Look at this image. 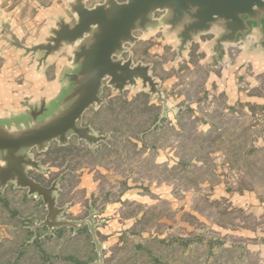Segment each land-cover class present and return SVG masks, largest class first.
Returning a JSON list of instances; mask_svg holds the SVG:
<instances>
[{
    "label": "rangeland",
    "instance_id": "obj_1",
    "mask_svg": "<svg viewBox=\"0 0 264 264\" xmlns=\"http://www.w3.org/2000/svg\"><path fill=\"white\" fill-rule=\"evenodd\" d=\"M169 53L171 58L168 60L178 63L176 48ZM160 58L156 63L158 71H162V61L166 57ZM189 89L194 93L195 87ZM103 97L107 106L102 110H88L84 121L92 124L97 134H109L110 147L93 152L83 141L75 144V137L63 147L55 141L46 153L34 152L42 162L43 170H33L32 175L46 185L63 175L65 186L62 191L67 192L60 205H70L79 197L74 185L82 170L95 164L107 166L113 172V179L116 176L122 181V188L128 183H138L143 194L150 198L139 205L128 204L125 214L130 217L142 206L148 207L147 214L132 227H129L130 222L123 226L118 222L113 226L112 229L117 226L116 232L126 229L129 235L123 236H126L124 241L123 238L115 242L106 240L101 260L98 252L97 256L93 252L94 244L82 236L69 242L65 238L53 244L46 243L44 247L50 253L65 250L82 261H87L90 255L94 259L88 260V264H264V214L257 209L260 204L238 205L226 194L215 199L209 189L212 183L221 180L232 190L246 188L255 191L257 196L264 195V122L259 120L261 118L254 121L219 116V128L203 131L195 123L182 119L186 129L180 131L164 128L162 120L167 116H162L161 104L157 105L155 100L154 104H148L155 99L153 97L122 96L109 87H105ZM140 136L147 140L149 147L136 148L132 139ZM160 140L156 147L159 151L150 147ZM168 148L184 162L169 164L154 160L156 153L160 155ZM212 154H220L225 166L218 175L214 171ZM199 163H203L202 166ZM101 178L106 191L110 181L105 176ZM18 193L11 191V196L10 193L4 196L22 206ZM152 203L155 205L151 206ZM100 208L101 205L96 209L99 211ZM86 212L87 209L80 217L83 218ZM36 215L33 219H38L36 223H39L44 214ZM17 222L18 218L0 211V264L42 263L41 257L32 252L21 262L15 261V249L26 238L23 228H14ZM43 230L45 228H38L35 232ZM140 244L147 247H140ZM73 262L62 260L59 264H75Z\"/></svg>",
    "mask_w": 264,
    "mask_h": 264
},
{
    "label": "water",
    "instance_id": "obj_2",
    "mask_svg": "<svg viewBox=\"0 0 264 264\" xmlns=\"http://www.w3.org/2000/svg\"><path fill=\"white\" fill-rule=\"evenodd\" d=\"M3 23L10 34L8 47L34 58L35 73L65 50L71 59L62 73L68 86L55 99L28 104L24 113L0 119V191L13 185L41 199L46 215L33 231L46 227L50 234L65 227L77 232L87 226L100 260L95 211L84 219L64 216L67 205L58 201L60 177L50 185L37 180L32 171L41 172L43 165L34 152H45L55 141L66 146L74 137L89 146L106 142L109 134L99 135L84 122L88 110L106 102L105 87L121 95L127 88L146 89L163 103L166 115L169 102L152 63L135 61L131 51L141 34L161 31L163 39L175 42L178 60L203 35H212L210 47L221 64L227 61V46L240 43L247 54L264 58V0H104L94 6L68 0L67 9L52 17L44 36L31 44Z\"/></svg>",
    "mask_w": 264,
    "mask_h": 264
},
{
    "label": "crops",
    "instance_id": "obj_3",
    "mask_svg": "<svg viewBox=\"0 0 264 264\" xmlns=\"http://www.w3.org/2000/svg\"><path fill=\"white\" fill-rule=\"evenodd\" d=\"M103 1L87 0V5L94 6ZM67 3L68 0H0V19L2 18L3 22L8 23L11 30L24 43L31 44L44 36L50 25L51 18L63 13L67 9ZM3 22L0 20V119L11 114L24 113L28 108V104L40 103L43 100L50 102L55 99L68 86V82L62 77V73L68 69L67 63L71 59L69 51L65 50L55 57L40 74L35 73L33 70L34 58L24 57L23 51L8 47L7 38H10V34L4 28ZM211 39L212 35L201 36L198 41L189 46L184 53V57L178 63L172 59L168 60L171 58L168 56L170 55L169 52H174L175 50V42L163 39L161 31L147 36L139 35V41L131 47V51L134 53V60L152 63V73L161 82L160 87L163 89L164 97L167 98L170 106V109L164 115L167 116V119L162 120L164 128L170 127L184 131L186 128L182 119H185L186 122L195 123L197 128L203 131L219 128V116L244 117V119H253L254 121H258L256 118H260L264 109V58L255 54H247L243 49L242 43H240L227 46V61L225 64H221L214 57L213 49L210 47ZM137 48L141 50L138 52ZM163 55L166 58L162 61V71H158L156 63H158V59L161 60L160 57ZM190 87H195L194 93H191ZM124 95H129L130 97L146 96L148 99L153 97L155 99L150 100L148 104H154L153 102L157 101L155 103L157 105L161 104L163 112V103L159 101L158 97L151 96L146 89L141 87L137 89L127 88L122 96ZM106 106L105 102L100 107L95 108V110L99 108L102 110ZM84 122L92 126V124ZM92 128L94 127L92 126ZM108 140L94 146L83 144L88 150L95 152L98 148L106 149L110 147ZM132 141L138 150L144 146L149 147L147 140L142 136L134 138ZM80 143L81 141L78 139L75 140V144ZM160 143L161 140L156 141L150 147L154 149L159 147ZM58 146L63 147L59 144ZM51 147L52 144L47 150L49 151ZM149 149L148 151H150ZM159 150L157 149V151ZM211 158L215 162L214 167L216 170L214 171L218 175L225 168L222 164L221 155L212 154ZM154 160L157 162L158 160H163L169 164L175 163V161L184 162L182 157L175 156L169 148L160 152V155L156 153ZM199 164L202 166L203 163ZM112 174L113 172L107 166L99 164L83 169L82 175L76 185H74V191L79 195L78 199L72 200L70 205L69 203L61 205H67V211L64 216L72 219H84L89 216L91 210L95 211L94 220L98 224L99 237H102V250L106 247V240L109 239L110 242H115V240L123 238L124 241L126 236H123L125 234L129 235L126 229L119 227V230L122 229L124 231L116 232L117 226L112 229L113 226L118 224V222H122L120 224L122 226L126 222H130L129 227H132L147 214L146 208L148 209V207L142 206L141 210H136L129 217L125 214L128 204L135 203L139 205L140 202L145 203L150 199L146 194H143L144 190L138 183H128V186L122 188V181L117 180L116 176L113 179L114 175ZM102 176H105L110 181L106 191L101 185ZM110 176H112V179H110ZM58 177H60V191L58 193L60 204L62 196H65L67 191H62L65 186V177L63 175ZM209 189L212 192L211 196L215 199L219 195L226 194L227 197L232 196L230 200L232 199L238 205H250L252 202L260 204L257 209L264 214V195L257 196L253 190L246 188L232 190L229 187H225L221 180L212 183ZM168 190L170 191V187ZM11 191L20 192L18 194L22 206L12 203L11 199L5 198L4 195L7 193H10L11 196ZM162 191L164 192V189ZM0 196L9 201V208H6L0 202V211L10 217L12 212L16 213L14 218H18V222L14 225V228H20L22 219H33V217L37 216V213L38 215L43 213V218L46 215L41 199L29 196L24 189L10 185L4 191H0ZM153 204L151 206L155 205ZM99 205H101V208L98 211L96 208ZM86 209L85 216L81 218L80 216L85 213ZM37 220L35 219V224H37ZM178 222L182 223L180 219H178ZM33 227H31L32 230ZM123 228L126 227L124 226ZM59 229H65V227ZM57 230L54 229L49 234L48 229L45 227L42 234L43 237L51 236L48 243L53 244L54 241H57ZM80 230H83V232H79ZM104 234H107V236H103ZM118 235L119 237H117ZM35 236L36 233L34 238ZM79 236L87 240L89 237L95 246L87 226L77 232H74L72 228H66L63 237L59 240L69 237L78 238Z\"/></svg>",
    "mask_w": 264,
    "mask_h": 264
},
{
    "label": "trees",
    "instance_id": "obj_4",
    "mask_svg": "<svg viewBox=\"0 0 264 264\" xmlns=\"http://www.w3.org/2000/svg\"><path fill=\"white\" fill-rule=\"evenodd\" d=\"M0 202L3 203V205L6 207V208H9L8 205H9V201L4 199V197H1L0 196ZM16 213L15 212H12L11 216L12 217H15ZM34 219H22L20 221V228H23L26 232V238L23 239V241H21V243L17 246V248L15 249L16 250V259L15 261L17 262H21L22 259H26V256L32 252V255L34 256H37V257H41L40 260L42 263L40 264H59V261H70V262H73L75 264H88L89 262H87L88 260L89 261H92L94 258L91 257L90 255H88V260L87 261H82L80 260L77 256L73 255V254H70V253H65L64 251L65 250H57V251H54V252H49V250L47 248L44 247V245L46 243H48L51 239V236H45L43 237V232H40V231H33L31 229V227L33 226L34 223ZM66 231V228L65 229H58L56 231L57 233V240H59L60 238L63 237L64 235V232ZM79 232H83V230H80ZM36 233V236L34 238V234ZM102 239V237H100ZM76 238L75 237H69V238H66V241L69 242V241H72V240H75ZM190 240V239H188ZM187 240V241H188ZM65 241V242H66ZM86 241H90V238L88 237V240L86 239ZM140 247H143V248H146L147 246L145 245H142L140 244L139 245ZM55 250V249H54ZM53 251V250H52ZM93 252L95 253V256H97V251L95 250V246L93 248ZM88 254V253H87Z\"/></svg>",
    "mask_w": 264,
    "mask_h": 264
},
{
    "label": "built area",
    "instance_id": "obj_5",
    "mask_svg": "<svg viewBox=\"0 0 264 264\" xmlns=\"http://www.w3.org/2000/svg\"><path fill=\"white\" fill-rule=\"evenodd\" d=\"M260 118H261V121L264 122V109H263L262 112H261Z\"/></svg>",
    "mask_w": 264,
    "mask_h": 264
}]
</instances>
